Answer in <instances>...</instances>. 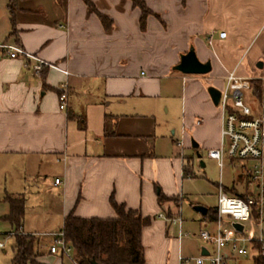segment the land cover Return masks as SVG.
<instances>
[{"label": "crops", "instance_id": "crops-1", "mask_svg": "<svg viewBox=\"0 0 264 264\" xmlns=\"http://www.w3.org/2000/svg\"><path fill=\"white\" fill-rule=\"evenodd\" d=\"M88 1L111 22L110 29L85 0H15L13 26L7 0L0 43L20 46L69 76L49 68L35 74L23 58L0 52V165L7 172L20 171L24 181L34 178L37 189L52 191V209L63 222L71 213L86 219L115 217L112 197L151 218L142 233L146 263L178 264L176 253L172 259L164 252L150 259L146 231L152 238L168 234L159 216L164 209L169 217L178 215L180 206L168 208L159 196L182 199L178 192L188 178L183 170L191 162L182 153L158 149L156 119L164 111L178 115L190 149L217 148L222 115L208 89L222 93L231 73L236 77L230 91H239L243 101L241 82L251 86L253 96V82L262 85V99L254 96L256 104L246 105L252 117H264V0H143L154 13L145 30L140 10L130 1ZM221 32L227 33L225 39ZM191 48L200 62L211 63L210 73L174 71ZM64 84L69 97L67 108L60 110ZM247 184L240 167L231 187L221 176L217 189L221 185L225 192L242 194ZM202 218L201 230L209 226L214 232V222ZM22 230L40 234L25 231V218ZM49 241L38 257L41 264H47V256L65 264L59 253H50ZM202 244L200 255L211 248Z\"/></svg>", "mask_w": 264, "mask_h": 264}, {"label": "built area", "instance_id": "built-area-1", "mask_svg": "<svg viewBox=\"0 0 264 264\" xmlns=\"http://www.w3.org/2000/svg\"><path fill=\"white\" fill-rule=\"evenodd\" d=\"M219 37L225 39L227 33L221 32ZM0 52L10 59L23 58L25 66L31 68L35 74L39 75L45 68H49L69 76L68 71L45 62L20 46L0 43ZM31 62L34 64L31 65ZM235 77L234 73L228 76L225 89L221 93L218 105L222 115L220 142L217 148L208 150L207 157L217 161L220 168L226 159L238 163L248 179L247 189L242 194L231 195L220 185L215 231L203 229L199 233L200 240L211 248L207 250V255L195 258L179 256L178 264H229L235 257L253 260L256 256L264 258V117H252L251 109L244 103L242 94L239 91H230ZM68 97L67 85L64 84L58 96L60 110L67 108ZM54 184L59 185L60 180L56 179ZM159 218L177 227L179 238L182 237L181 214L173 217L160 214ZM224 218L228 219V227L223 223ZM250 221L257 227L256 237L246 235L244 223ZM234 224H241L242 232L234 228ZM17 234V231L11 230L6 236L14 238ZM49 235L53 240L51 254L59 253L70 264H80L75 258L73 247L65 242L62 230ZM4 247V243L0 242V248Z\"/></svg>", "mask_w": 264, "mask_h": 264}, {"label": "rangeland", "instance_id": "rangeland-1", "mask_svg": "<svg viewBox=\"0 0 264 264\" xmlns=\"http://www.w3.org/2000/svg\"><path fill=\"white\" fill-rule=\"evenodd\" d=\"M6 2L7 0H0V22H7ZM222 12L225 13L224 11ZM236 12L237 14L243 13V16L245 15L244 12ZM241 17L242 16H240L239 19H241ZM238 82L239 81H235L233 83V89ZM241 85L245 104L250 105L252 102L256 104L255 95L253 96L252 92L249 90L251 86L245 83L247 86L245 87L242 82ZM156 120L158 128V149L163 150V153L174 151L175 155H177V153L178 155L182 153L183 156L187 157L192 165V177L184 179L183 188L178 192L181 194V200L179 198H172V200L164 202V204L168 205V208H179L180 206L179 212L183 219L182 237L179 238V229L169 225L168 222H166L168 234H163L161 238H157V236L152 238L150 231H146V237L149 238V256L151 257L150 259H153L164 252L168 255L169 259H172L175 253L177 258L178 256H182L183 258H195L200 256L201 247L204 246L199 238V233L204 227L203 218L195 211V207L203 206L211 211L215 210L218 203L217 185L220 182L221 176L223 184L228 188L231 187L232 182L235 180L240 170V165L238 163L231 165L229 160H225L224 167L220 170L217 162L208 159L207 149H197L198 153L190 149L189 146L186 145L182 123L178 115L174 116L171 113L167 116L164 111ZM172 141H176L179 147L176 145L174 147ZM200 162L205 166L202 167ZM20 175V171L7 172L4 170L3 166L0 165V242L5 245L4 248H0V264H11L14 255L13 247L15 240L13 237L6 236V233L10 232L12 229L10 225L4 221V217L9 211V203L7 201L9 197L23 196L25 198V231H37L40 233L37 235V237H39V244L37 246L39 255L44 252L43 246H48L50 244L49 239L51 236L49 234L57 233L63 228V218L52 209L50 203L53 196L52 191H48L45 187L37 189L34 178H28L24 181ZM29 176L31 177V175ZM49 179H51L50 176ZM41 180L42 179L37 178V181L41 182ZM250 188L253 189V187ZM240 189L241 188H238L239 191H242ZM165 211L166 209L162 210V213L166 214ZM227 222L228 219L224 218L223 223L226 227H228ZM244 226L246 235L250 237L257 236V227L253 221L244 223ZM210 228L211 227L208 226L206 229L210 230ZM21 233L27 234L23 230ZM174 240H177V244L174 243ZM45 262L47 264H57L58 259L55 256H47ZM36 263L41 264L39 258L36 259ZM65 264H70V262L65 259ZM229 264H254V261L251 258L235 257Z\"/></svg>", "mask_w": 264, "mask_h": 264}, {"label": "trees", "instance_id": "trees-1", "mask_svg": "<svg viewBox=\"0 0 264 264\" xmlns=\"http://www.w3.org/2000/svg\"><path fill=\"white\" fill-rule=\"evenodd\" d=\"M134 8L141 12L140 27L146 29V20L154 13L148 8L143 0H128ZM91 10L97 13L103 26L111 28V22L98 13L94 6L85 0ZM8 11L12 25H15V0H9ZM253 93L258 99H262V85L253 82ZM192 167L187 161L184 167V177H192ZM235 195V192H227ZM167 198L160 194L159 203L163 204ZM9 213L4 217L13 230L18 234L14 237L12 264H37L36 259L40 256L37 250L39 237L31 234L21 233L24 218L26 200L23 196L9 197ZM115 212L113 218H80L73 213L69 214L61 229L64 240L74 249L75 258L80 264H91L94 260L98 264H147L145 260L144 247L142 244L143 230L148 227L152 219L143 217L138 211L127 209L125 205L118 204L113 197L110 200ZM210 221L217 219V209L208 210L206 216ZM259 248V245H256ZM254 264H264V258L256 256Z\"/></svg>", "mask_w": 264, "mask_h": 264}, {"label": "water", "instance_id": "water-1", "mask_svg": "<svg viewBox=\"0 0 264 264\" xmlns=\"http://www.w3.org/2000/svg\"><path fill=\"white\" fill-rule=\"evenodd\" d=\"M212 70L210 62L202 63L198 60L196 53L193 48L189 50L188 53L181 56L180 63L174 67V71L180 72L184 75H207ZM212 102L215 106L219 105L221 98V92L215 88L208 89ZM193 147H196V144H193ZM195 210L200 213L203 217L208 215V208L203 206L195 207ZM239 232H242L243 226L241 224H234ZM202 255H207L205 249L202 250ZM91 264H98L94 260L91 261Z\"/></svg>", "mask_w": 264, "mask_h": 264}]
</instances>
